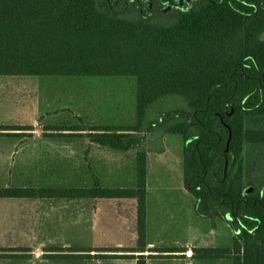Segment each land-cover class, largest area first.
I'll use <instances>...</instances> for the list:
<instances>
[{"label":"trees","instance_id":"1","mask_svg":"<svg viewBox=\"0 0 264 264\" xmlns=\"http://www.w3.org/2000/svg\"><path fill=\"white\" fill-rule=\"evenodd\" d=\"M0 76L135 79L134 124L57 129L134 151L132 187L7 186L0 199L133 200L136 244L109 258L186 252L145 245L147 153L176 134L194 214L233 233L229 248L191 259L264 264V172L242 161L246 144H264V0H0ZM20 130L0 125V136Z\"/></svg>","mask_w":264,"mask_h":264},{"label":"rangeland","instance_id":"2","mask_svg":"<svg viewBox=\"0 0 264 264\" xmlns=\"http://www.w3.org/2000/svg\"><path fill=\"white\" fill-rule=\"evenodd\" d=\"M134 122L132 77L0 76V125L25 129L16 132L15 137L0 136V187H91L96 178L105 187L130 188L135 183V172L132 174L130 170L134 151L115 152L91 143L87 132L57 129L124 126ZM256 123L264 126V120ZM181 147L180 136L168 134L160 136L158 149L162 152L151 148L147 153L149 196L183 194L185 199L177 204L186 205L188 199L193 202L182 187ZM242 161L247 172L257 169L264 172V144H246ZM128 201L0 199V257H3L0 264H134L129 259L107 256L121 255L120 250L132 248L85 250L92 241L110 243L127 238L121 228L126 224L122 213ZM109 207L118 210V214L113 212L107 218L108 211L103 210L99 231L94 227L90 230L95 211ZM85 220L87 229L81 227ZM200 221L203 223L198 231L201 236L212 238L213 247L231 246L233 233L224 222L212 228L208 220ZM158 257L149 258L148 264H175L169 260L173 256ZM194 264H231V261L195 260Z\"/></svg>","mask_w":264,"mask_h":264},{"label":"crops","instance_id":"3","mask_svg":"<svg viewBox=\"0 0 264 264\" xmlns=\"http://www.w3.org/2000/svg\"><path fill=\"white\" fill-rule=\"evenodd\" d=\"M126 154V153H125ZM148 154L146 157V193H145V205H146V231H145V245L148 249L153 248H171V249H184L186 252L177 253H153L156 255H169L173 256L172 259L175 264H194L195 259H191L192 248H208L212 247L210 240L212 238L201 236L198 231V227L203 223L204 219L198 218L193 212V202L188 199L186 200V205L177 204L182 201L184 198L183 194L178 196H149V188H148V178H147V167H148ZM131 173L133 174V170L135 168L134 165V156L131 157ZM122 187V186H119ZM132 187V186H131ZM188 194V193H187ZM101 201V200H99ZM123 201V200H121ZM129 203H126V210L122 213L123 219L126 218V224L121 228V231L124 234H127V238L125 240H121L116 242L113 240L112 242H95L91 243V245H86L85 250H92L97 248H108V247H117V248H133L136 243V226H135V203L133 200H129ZM172 202L173 204H167ZM192 202V203H191ZM122 206H125L122 204ZM108 211V213H104V211ZM123 211V210H120ZM113 212L118 214V210H112V207L109 209H98L94 213L93 220L89 224V229L93 230V227L97 230L100 226V213H104L107 218L111 217ZM200 219V220H199ZM223 224L222 222H216L217 224ZM85 224V225H84ZM81 222V227L85 226L87 229L86 220L85 222ZM225 224V223H224ZM92 232V231H91ZM98 239V238H96ZM131 243V244H128ZM88 248V249H87ZM218 248V247H214ZM144 252L143 255H146ZM122 254H131L127 252H123ZM137 255V253H134ZM180 255H184L180 258ZM150 256V255H148ZM152 256V254H151ZM150 256V257H151ZM176 256V257H175ZM180 256V257H179ZM154 257V256H153ZM163 257V256H162ZM168 257V256H166ZM170 258V257H168ZM148 259L146 260V264H148ZM152 259V258H151ZM156 259V258H153ZM131 261V260H130ZM135 264V261L132 260Z\"/></svg>","mask_w":264,"mask_h":264},{"label":"water","instance_id":"4","mask_svg":"<svg viewBox=\"0 0 264 264\" xmlns=\"http://www.w3.org/2000/svg\"><path fill=\"white\" fill-rule=\"evenodd\" d=\"M228 144V143H227ZM227 149V148H226Z\"/></svg>","mask_w":264,"mask_h":264}]
</instances>
